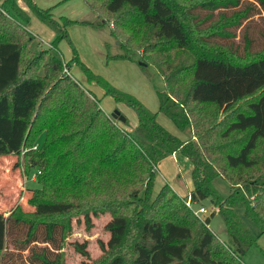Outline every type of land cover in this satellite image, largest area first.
Masks as SVG:
<instances>
[{
  "label": "trees",
  "instance_id": "obj_1",
  "mask_svg": "<svg viewBox=\"0 0 264 264\" xmlns=\"http://www.w3.org/2000/svg\"><path fill=\"white\" fill-rule=\"evenodd\" d=\"M85 1L102 16L100 24L111 22L113 36L117 27L129 30L131 42L123 47L139 52L142 66L155 67L164 83L157 90L159 108L152 112L116 89L75 52L66 63L57 57L54 49L66 36L65 25L49 8L24 0L55 31L54 48L41 45L26 28L29 14L17 0H4L0 156H19L24 143L43 135L27 170L44 166V173L39 169L41 188L27 198L34 209L16 205L7 215L0 212V264H65L62 247L74 208L87 225L90 215L109 211L106 245L115 249L125 241L128 213L134 216L136 237L128 258L115 252L98 264H245L246 250L264 233V153L256 154L264 144V0ZM176 50L187 53L184 60ZM73 61L104 94L136 110L135 127L117 125L99 99L86 96L64 73ZM158 112L189 136L166 130ZM177 152L191 164L188 197L193 203L209 199L214 207L203 221L168 183L152 196L158 162ZM217 177L229 184L226 196L213 183ZM47 182L50 191L65 185L72 197L57 192L46 197ZM239 209L258 226V234ZM215 212L225 225V241L207 225ZM74 246L90 259L85 241Z\"/></svg>",
  "mask_w": 264,
  "mask_h": 264
},
{
  "label": "rangeland",
  "instance_id": "obj_2",
  "mask_svg": "<svg viewBox=\"0 0 264 264\" xmlns=\"http://www.w3.org/2000/svg\"><path fill=\"white\" fill-rule=\"evenodd\" d=\"M21 2H24V0H21ZM35 2L41 8H49L52 17L61 26L65 25L66 36L57 42L56 48L54 49V54L57 57L66 63L75 52L78 60L93 73L102 76L116 89L134 96L148 110L152 112L158 111L159 98L157 90L163 89V80L152 63L147 62L146 66H142L139 63V52L123 47V45L131 42L129 39V30L117 27L114 33L115 35L113 36L111 22L108 21L100 24L102 16L93 12L85 0H35ZM19 4L24 7L23 9L26 7L29 14L26 28L36 36L41 42V45L50 46V41L55 37L53 28L45 23L34 11L29 9L25 2L23 5L21 3ZM1 5L2 3H0ZM102 13L106 15L103 10ZM102 13L100 12L101 15H103ZM65 19L70 20V22L66 24L64 22ZM136 30H139V27ZM51 47L53 46L51 45ZM138 51H142V48H139ZM176 52L178 51L176 50ZM178 53H181L178 59L184 60L187 53ZM64 73L72 75L86 96L99 99L101 109L110 118H112L110 113L114 109H118L126 117L127 123L122 124L117 119H114L117 125L125 130H130L128 128H133L138 123L136 110L129 104L116 101L113 96L104 94L102 87L95 82L88 81L86 73L76 61L70 62L69 71H64ZM34 115L35 110L31 113L30 118L33 119ZM157 121L166 130L181 138L189 136L188 130L184 133L180 132L172 121L161 112L157 113ZM126 125L128 128H126ZM43 141L44 136L40 135L36 139V142L30 143L31 141L28 140V142L24 143L19 156L12 153L6 156H0V212H4L5 215L16 205H21L25 210L34 209L27 203V198L32 189L41 188L35 175L40 173V170V175H43L44 166H31V169L27 170L29 168L28 159L30 154L37 153V149L42 145ZM263 153L264 144H261L256 154L260 155ZM166 183L169 184L174 193L185 199L186 205L188 201L190 202V206H187L192 210L193 214L194 210L201 205L206 208V213L201 215L195 214L200 221H203L202 218L214 208L209 199H205L199 203H193L190 197H188L189 191L193 188L191 164L179 152L170 154L158 162L153 180L152 196ZM213 183L222 195L226 196L229 193V184L223 178L217 177ZM63 186L57 190L50 191L47 182L44 188L46 197L56 192L59 196L61 194L69 196L67 192L68 188L65 185ZM69 197H72V193ZM131 200L133 201V199ZM78 209L74 208L71 212V228L65 236L62 247L63 261L65 264H81L83 260H85V264H98L103 257H109L115 252H119L125 258H128L131 253V244L136 237V231L132 223L133 215L129 216L128 213L129 229L125 241L115 249L109 248L106 245L109 232L105 228V223L111 217V213L105 211L96 216L90 215L92 224L87 225L83 220L84 215L80 214V209ZM239 213L242 215L247 226L255 234H258V226L244 216L242 209H239ZM207 225L219 240L225 241L227 239L225 225L218 212L214 213ZM84 241L86 242V249L89 253V260H86V257L81 255L74 246L75 242ZM101 243L105 247V252L101 250ZM243 261L245 264H264V233L260 234L256 243L252 244L246 250Z\"/></svg>",
  "mask_w": 264,
  "mask_h": 264
},
{
  "label": "water",
  "instance_id": "obj_3",
  "mask_svg": "<svg viewBox=\"0 0 264 264\" xmlns=\"http://www.w3.org/2000/svg\"><path fill=\"white\" fill-rule=\"evenodd\" d=\"M141 65H143V62H139ZM111 117L113 119H117L120 122H124L126 120V117L121 114V112L118 109H114L111 113H110Z\"/></svg>",
  "mask_w": 264,
  "mask_h": 264
},
{
  "label": "built area",
  "instance_id": "obj_4",
  "mask_svg": "<svg viewBox=\"0 0 264 264\" xmlns=\"http://www.w3.org/2000/svg\"><path fill=\"white\" fill-rule=\"evenodd\" d=\"M64 71L68 72V70L66 68H64ZM34 147H36V146H34ZM187 205L190 206V202L189 201L187 202ZM206 212H207V210H206V208L203 205L199 206L198 208H196L194 210V214H197V215H201V214L206 213Z\"/></svg>",
  "mask_w": 264,
  "mask_h": 264
},
{
  "label": "crops",
  "instance_id": "obj_5",
  "mask_svg": "<svg viewBox=\"0 0 264 264\" xmlns=\"http://www.w3.org/2000/svg\"><path fill=\"white\" fill-rule=\"evenodd\" d=\"M3 1H4V0H1L0 3H2ZM19 3H21V4L23 5L24 2H21V0H17V4H18V5H20ZM20 6H21V5H20ZM25 6H26V5H25ZM21 7L24 8L23 6H21ZM25 10H27L26 7H25ZM52 40H53V39H52ZM52 40H51V41H52ZM51 41H50V42H51ZM48 43H49V42H48ZM103 93H104V92H103ZM106 114H107V113H106ZM121 123H122V122H121ZM122 124H123V123H122ZM122 124H121V125H122ZM126 128H128L127 125H126ZM128 129H132V128H128ZM178 194H179V193H178Z\"/></svg>",
  "mask_w": 264,
  "mask_h": 264
}]
</instances>
